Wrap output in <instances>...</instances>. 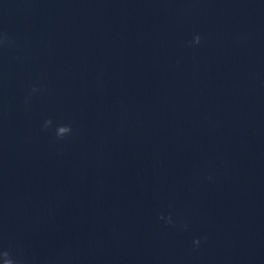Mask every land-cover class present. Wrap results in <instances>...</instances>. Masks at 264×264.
<instances>
[{"label":"clouds","instance_id":"9594fccd","mask_svg":"<svg viewBox=\"0 0 264 264\" xmlns=\"http://www.w3.org/2000/svg\"><path fill=\"white\" fill-rule=\"evenodd\" d=\"M14 43L13 41H9L6 35L0 36V46H5ZM201 43V37L199 35L194 36L193 40L189 43V46L199 45ZM38 91L37 88H33L32 92L35 93ZM52 125V120H46L44 122V128L47 129ZM72 133V127L70 125H60L57 126L55 130V135L58 139H64L66 136ZM160 219H165L163 216ZM167 224L175 226L173 224L172 218L169 216L166 221ZM186 228V225L184 226ZM201 240L199 238L193 241V248L196 249L200 246ZM0 258L3 260V264H21V262L14 258L8 250L0 251Z\"/></svg>","mask_w":264,"mask_h":264}]
</instances>
